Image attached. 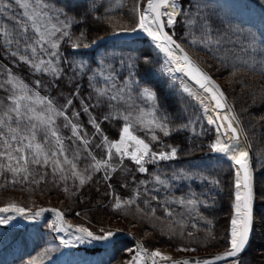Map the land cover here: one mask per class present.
<instances>
[{
	"label": "snow or ice",
	"instance_id": "obj_1",
	"mask_svg": "<svg viewBox=\"0 0 264 264\" xmlns=\"http://www.w3.org/2000/svg\"><path fill=\"white\" fill-rule=\"evenodd\" d=\"M122 8V0H0V51L15 63L26 65L31 77L29 82L11 68L0 70V89L5 93L0 97V177L13 185L39 186L48 182L50 168L54 185L61 186L62 182L64 194L71 197L102 173L101 179L112 190L106 193L112 196L110 207L120 215L155 216L156 208L147 199L141 207V186L149 195L164 190L168 194L162 206L171 221L169 229L173 235L178 229L184 237L185 217L181 214L179 220H172L175 213L168 205L178 204L210 224L200 208L212 207L215 198L202 199L204 194L193 190L191 182L218 187L219 171L228 167L232 177L230 230L223 237L226 246L222 252L211 258L175 260L159 248L150 250L136 240L135 248L123 246L129 257L121 264H230V258L231 264H238L249 244L254 222L252 144L225 91L206 68H223L228 77L239 83L249 74L264 79V0H136L130 18H124L122 12L115 14ZM178 26L182 32L179 39ZM101 31L103 36L99 35ZM108 35H142L153 45L157 56H135L131 50L126 53L123 49L117 51L115 45H101L99 42ZM180 41H187L208 59H194ZM81 49L92 51H78ZM153 65H158L161 75H167L178 93L197 100L207 124L215 125L217 135L207 145L216 157L215 163L171 166L170 162L191 152L183 145L181 135H203L204 128L201 116L186 119L183 113L187 108L172 111L168 98L157 94L159 82ZM177 73L193 81L198 91ZM85 82L86 98L82 95ZM63 87L68 88L67 95ZM58 89V95L52 96L51 92ZM260 92L264 95V87ZM77 98L79 110L74 106ZM81 112L88 116L91 135L80 121ZM104 122L115 126V136L102 126ZM61 129H68L70 135L65 137ZM141 131L145 135L138 134ZM97 139L99 156L91 147ZM258 158L264 159V152ZM149 165L155 167L150 170ZM133 171L150 179L139 180L131 196L121 197L111 181L117 173ZM178 181L189 182L188 191L179 196L171 191ZM151 198L157 200L155 195ZM46 212L51 213V219L45 217ZM42 219L46 220L43 227L48 233L55 234L51 240H45L47 233L40 232ZM192 219L191 228L197 229L199 225ZM20 220L29 222L43 242L38 255L50 264H87L69 258L77 245L100 242L115 247L122 243L117 235L120 230L100 227L96 231L83 223L72 224L57 207H37L33 211L15 201L0 207V225L14 226L13 222L18 224ZM193 235V231H187V237ZM179 250L196 248L184 246ZM53 253H59L55 261ZM36 261V256L27 261L21 257V264Z\"/></svg>",
	"mask_w": 264,
	"mask_h": 264
},
{
	"label": "trees",
	"instance_id": "obj_2",
	"mask_svg": "<svg viewBox=\"0 0 264 264\" xmlns=\"http://www.w3.org/2000/svg\"><path fill=\"white\" fill-rule=\"evenodd\" d=\"M107 3L108 0H105ZM112 3H115L116 0H111ZM128 0H122L123 8L117 9L116 15L119 16L121 12L123 14L131 13L132 9H129L127 7ZM99 35H104L103 31L99 33ZM182 35V32L178 26L177 28V38ZM109 36V35H108ZM106 36V37H108ZM183 43V45L191 52H193L196 56L199 55L202 58H207L205 53L203 52H196L194 51L187 41H180ZM101 45H115L116 50L119 51L123 49L126 53L131 50V53L135 56H142L145 53H148L154 57L157 56V52L154 49L153 45L147 40L143 38H136V39H130V40H108L103 43H100ZM63 47V46H62ZM65 49L71 50L67 48V45H64ZM78 51H82L84 53H90L92 50L87 49H81ZM1 54H4L2 51H0V60L9 68H11L14 72L24 76L27 72V66L22 64L15 63L11 58L2 56ZM160 57L161 54H159ZM208 59V58H207ZM152 71L155 73V78L159 82V86L157 88V94L161 97L166 96L167 103L169 105L170 110L175 111L176 109L183 110L184 108H187V111L184 112V116L187 119L188 117H191L192 119H195L196 116H200V109L197 105V103L188 98L185 94H180L177 92L175 88L171 87V84L169 82V79L167 75H161L158 65H153ZM217 72L218 74L214 73ZM209 73H213L214 75L218 76H228L227 71L225 69L221 68L220 71H216L215 67L209 69ZM144 74V70L141 69V75ZM29 76V75H27ZM228 79L231 81H227V83L230 85H227L228 88H225V94L232 95V93H236L241 88L244 90L243 94H241L243 99V108L247 109L246 117L247 122L255 130V138L258 144L261 146V150H257L259 154L264 152V119H261V117H264V95L261 94L260 89L264 87V79H261L259 76H252L249 74L246 76L243 80V83L235 82L232 80V78L228 77ZM239 78H237L238 80ZM224 87V86H223ZM65 95L68 93V88L63 87L62 88ZM61 91V89H58L56 91H52V96H57L58 92ZM87 84L86 82L83 85V91L82 95L87 96ZM42 93H45V90H42ZM59 103H63L62 99L58 100ZM79 98L74 99V106H76L77 110H79ZM71 111V110H69ZM240 115V119L242 120L244 118V115ZM88 116L87 114H84L81 112L80 121L84 123L85 127L87 128L89 134L91 135L93 129L91 128V125L87 124ZM201 122L203 124L204 133L203 135H197V136H191L189 133H183L180 137L181 141L183 142V145L187 148L191 149V152L187 155L182 154L178 160L175 162H170L172 167H186L189 162L192 164H202L203 162H209L215 163L216 157L214 154L210 153L208 151L207 145L212 141L213 138V131L212 128L209 127L202 119ZM253 125V126H252ZM110 134V136L116 135V128L114 125L108 124V122H104L102 125ZM197 132L200 131V124L196 125ZM245 129V128H244ZM246 131V130H245ZM140 135H145L143 131L139 132ZM70 132L68 129H65V137L69 136ZM185 137H188V139H185ZM98 140V139H97ZM68 145H71L70 140H66ZM92 150L95 154L98 156L101 154L100 151L98 153V150L95 149V145L92 143L91 145ZM220 159H222L220 157ZM263 163L259 165L258 163L254 164V177L256 179L257 186H261V192H259L261 196V199L264 200V159H262ZM83 163V161H81ZM129 168L134 169L133 165H130L127 163ZM150 170H152L155 166L149 165L148 166ZM132 175V180L129 181L127 179H130ZM213 175H216V173H213ZM133 176H135V179H133ZM120 174H115L114 178L112 179L111 183L114 186V190H116L117 186H121V184H126L128 186L127 192L124 193L127 194V196H131L133 194L134 189L137 187V183L141 179H150L146 174H139L136 172H132L131 174L128 173L126 178L124 179L120 178ZM101 173L97 174V177L94 178L92 185L86 187V189H83L80 194L87 193L90 195V198L93 200L91 204L96 203V201H101L106 195L108 196L107 192V183L106 181H103ZM218 178L220 179V186H212L207 183H200L199 181H192L191 187L193 190H195L197 193H203L205 197H214V203L212 207L205 209L203 207L200 208V211L208 218V220L211 221L210 224H208L205 220L196 217L195 213L189 214L188 211L185 208H182L180 205L175 203H170L168 207H170L173 212L175 213L172 220H179L181 217V214L185 217V231H193L194 236L201 242H203L206 245H212V246H219V248L225 247V243L223 240V237L226 235V230L228 226V217L231 212V175H230V169L228 167H224L223 170L219 171ZM0 180H3V184L10 185V186H17V184L13 185L10 181L7 183L5 182V179L3 177H0ZM96 180H100L99 183L96 182ZM188 181H178L176 182V187L172 189L171 191L174 192L177 196H179L181 193H186L188 191ZM23 186H25L23 184ZM26 187V186H25ZM149 189L151 190L152 185H148ZM143 186H141V196H140V202L141 207H144L143 201L147 199L150 203V205L154 208H156V215L155 216H149L152 217V220L159 221L165 224H170L169 218L164 213V207L163 201L165 200L168 193H166L164 190H160L159 192H152L151 195L148 193L143 192ZM152 195L157 196V200H153L151 198ZM107 198V197H106ZM159 201V202H158ZM264 204V202H261ZM258 206H260L261 210L258 212L260 217H264V205L262 206L259 202ZM182 210V211H181ZM258 210H256L257 213ZM195 218V223L199 225L197 229L191 228V223L193 222L192 218ZM259 226H257L258 228ZM40 232L44 235V239L52 238L51 233H48V231L43 227V225L40 226ZM215 236V239H212L211 237ZM264 240V235L262 236ZM51 240V239H50ZM122 243H117L115 247H111L110 250H101L97 249L96 251L87 252L84 251L85 254H100V258L98 259L96 264H117L121 260L123 246L130 247V241L128 240H121ZM259 246L262 247L263 254H264V244L261 242V245L259 243ZM258 246V247H259ZM44 247L43 242L37 238L36 233L32 231L31 227L24 228V229H4L0 228V261H2L0 264H3V262L6 260L9 264H21V257L24 261H27L31 256H39L40 250ZM63 251V249L61 250ZM64 252V251H63ZM251 247L244 252L240 257L238 264H264L257 262L256 258L251 257L252 254ZM53 255V254H52ZM105 258H104V256ZM53 260L57 257H59V253L57 255H53ZM73 256V255H72ZM71 256V257H72ZM70 258V257H69ZM12 263H10L8 261Z\"/></svg>",
	"mask_w": 264,
	"mask_h": 264
},
{
	"label": "rangeland",
	"instance_id": "obj_3",
	"mask_svg": "<svg viewBox=\"0 0 264 264\" xmlns=\"http://www.w3.org/2000/svg\"><path fill=\"white\" fill-rule=\"evenodd\" d=\"M136 0H128L127 7L129 9H133L135 5ZM132 15L131 13L123 14L124 18H130ZM109 38L112 39H134V38H141L140 35H133V36H124V35H109ZM106 38V37H105ZM149 41V40H148ZM150 42V41H149ZM64 47V45H63ZM185 47V46H184ZM186 48V47H185ZM186 50H188L186 48ZM189 51V50H188ZM189 54L193 56V58H197L199 55H195L193 52L189 51ZM2 56H5L4 54H1ZM163 54H161L162 56ZM202 58L201 56H199ZM203 59H207L206 57ZM5 67L9 68L7 64L5 65L0 60V70H3ZM206 67V66H205ZM207 71H209L208 68H206ZM214 73L218 74L214 71ZM182 76L186 83H190L181 73L176 74L178 77ZM213 78L216 80V82L222 87V89L225 91V88H228L230 85L227 83V81H230L228 79V76H218L214 75L213 73H210ZM24 74V77L26 80L31 82V77ZM40 78V77H37ZM231 82V81H230ZM179 81H177V84ZM227 85H229L227 87ZM194 91H198L197 88L192 87L189 85ZM224 86V87H223ZM43 88H41L42 92ZM244 90L241 88L236 93H232V95H227L228 101L231 105L234 106V110L236 115L238 116L242 126L245 128L246 132L248 133V140L252 144L251 152H252V158L253 163H258L261 165L263 162L262 159H259L258 157L260 154L256 152L257 150H261V146L258 144L255 138V130L251 128V126L247 122V109L243 108V99L241 94H243ZM44 94V93H42ZM5 93L3 89H0V97L4 96ZM187 96V94H185ZM188 97V96H187ZM192 99L191 97H188ZM194 100L199 109H200V116L202 117L203 121L207 124V120L203 118L202 110L199 106V102L195 99ZM244 115V118L241 120L240 115ZM208 125V124H207ZM212 128L213 131V138L215 139L217 133L215 131V125H208ZM253 126V125H252ZM63 135L65 136V129H61ZM98 142V140H94L93 144L95 145ZM66 144H68L66 142ZM97 149V148H95ZM98 153H99V149ZM101 153V151H100ZM125 163L131 162L125 161ZM84 164L81 163V167H83ZM48 182L44 183L41 182L39 186L37 185H25L23 184H17V186H10L3 184V180H0V207H2L4 204L8 203L9 201H15L22 206L30 207L33 209V211L36 210L37 207H44V208H52L57 207L60 208L65 212L66 219L72 223H83L87 226H90L93 230L98 231L100 227L105 228H112V229H118L120 230L117 235H122L126 237V240L130 241V247L135 248V241L140 240L145 247L151 249L159 248L162 252L166 253L167 255H170L175 260H184V259H195V258H210L215 256L217 253H220L224 250V247L219 248V246H212V245H206L203 242L199 241L194 235L193 237H187V232L185 231V236L181 237L179 235L178 229L176 231V234H172V232L169 229V225L157 222L152 220V217L144 216L143 213L140 214H127V215H120L119 213L114 212L110 207V201L112 200L111 195H106L101 201H96V203H92V199L90 198V195L87 193L80 194L83 189H86V187L92 185L93 181L89 184H87L84 188L80 189V191L71 196L66 197L62 190V182L61 186H56L52 182L51 178V169H48ZM121 175V179L126 178L128 173H118ZM101 175H103L101 173ZM129 181L132 180V175L130 179H127ZM10 181V180H9ZM97 181V180H96ZM78 183V182H77ZM106 183H108L106 181ZM125 183V182H124ZM117 186L115 193L120 195L121 197H128L127 194L124 192L128 190L127 187ZM256 179H255V190H256V200L254 203V222L252 226V232H251V238L249 242V246L247 250L251 247L252 254L251 257L256 258L257 262L263 263L264 262V254L262 247L259 246V243L261 245V242L264 244V240L262 238V228L264 229V217H260L258 212H260L261 208L258 206L259 202L263 206L264 204L261 202H264L263 199H261V196L259 192H261L260 187L257 186ZM68 184L71 185L72 181L69 180ZM259 184V183H258ZM260 185V184H259ZM108 189V188H107ZM111 189H108L107 192H111ZM107 197V198H106ZM135 206H133V212H134ZM256 210L257 213H256ZM182 211V210H181ZM80 213V215H76V213ZM231 213V212H230ZM45 217L47 219H51V213L46 212ZM46 222L45 219H42L40 222V226L44 225ZM9 226V225H0L1 227ZM257 226H259L257 228ZM47 230V229H46ZM227 230H230V215L228 217V226ZM128 233H131V235H128ZM227 234V233H226ZM52 238L55 236L54 233H51ZM52 238H48L46 240H50ZM194 241V242H191ZM56 243H59L58 241H55ZM189 247V248H196V251H181L179 250L181 247ZM259 246V247H258ZM108 246H105L103 243L100 242H94L92 245L83 244V245H77L75 248L71 250L73 252V256L70 257V259L74 260H82L86 261L87 264H96L98 259L100 258V254H85L84 251L92 252L96 251L97 249H105ZM246 250V251H247ZM65 251H69L68 249H64ZM53 255H57V253H53ZM52 255V256H53ZM104 256V255H103ZM55 257V256H53ZM122 258L120 259L125 260L129 257V254L125 251L122 252ZM240 257V256H239ZM54 261V260H53ZM121 261L117 264H121ZM36 264H50L49 261L43 260L40 256H37ZM231 264V261H230Z\"/></svg>",
	"mask_w": 264,
	"mask_h": 264
},
{
	"label": "water",
	"instance_id": "obj_4",
	"mask_svg": "<svg viewBox=\"0 0 264 264\" xmlns=\"http://www.w3.org/2000/svg\"><path fill=\"white\" fill-rule=\"evenodd\" d=\"M142 36V35H141ZM143 38H146V37H144V36H142ZM189 82H191V83H193L194 84V82L193 81H191L189 78H187L186 76H184ZM218 84V83H217ZM195 85V84H194ZM196 86V85H195ZM194 86V87H195ZM195 88H197L198 89V86H196ZM228 103L230 104V102L228 101ZM235 111V110H234ZM236 114V113H235ZM238 117V116H237ZM239 119V118H238ZM242 139H243V137H242ZM252 162H253V158H252ZM21 224L23 225V226H27V225H29V222H27V221H22L21 222ZM252 232V231H251ZM250 238H251V234H250ZM249 242H250V240H249ZM248 246H249V244H248ZM248 246L246 247V249L242 252V253H244L246 250H247V248H248ZM241 253V254H242ZM240 254V255H241ZM211 258V257H210ZM230 260H231V258H230ZM216 264H223V262H220V261H218V262H216Z\"/></svg>",
	"mask_w": 264,
	"mask_h": 264
},
{
	"label": "bare ground",
	"instance_id": "obj_5",
	"mask_svg": "<svg viewBox=\"0 0 264 264\" xmlns=\"http://www.w3.org/2000/svg\"><path fill=\"white\" fill-rule=\"evenodd\" d=\"M178 74V73H177ZM182 75V74H181ZM179 76H180V74H179ZM181 78H183L182 76H180ZM188 85H191L192 87H194L195 85L193 84V83H187ZM196 87V86H195ZM208 101H206V103H207ZM22 221V220H21ZM15 224H17L16 222H13V225H15ZM262 231H263V233H262V235H264V229L262 228ZM119 236H121V235H118V237Z\"/></svg>",
	"mask_w": 264,
	"mask_h": 264
}]
</instances>
